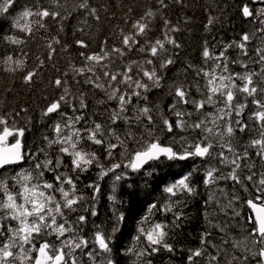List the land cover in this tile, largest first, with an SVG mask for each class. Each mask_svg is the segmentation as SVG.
Wrapping results in <instances>:
<instances>
[{"label":"snow or ice","instance_id":"1","mask_svg":"<svg viewBox=\"0 0 264 264\" xmlns=\"http://www.w3.org/2000/svg\"><path fill=\"white\" fill-rule=\"evenodd\" d=\"M15 3L0 0V16ZM256 3L264 0H241L237 7L242 19L257 27L228 42L205 39L200 65L189 62L179 68L183 45L176 33L190 18L174 22L168 13L172 6L187 7L186 0H144L138 14L136 0H32L22 8L12 26L27 39H0L25 44L35 34L33 24L45 31L55 25L56 35L48 38L46 58L37 56L31 70L24 71L25 59L13 55L0 62L11 74L22 71V83L31 89L46 60L52 61L57 75L48 88L58 94L43 97L41 118L49 120L53 135L43 136L46 143L35 152L25 149L26 127L18 126L29 108L0 113V264H116L112 244L125 223L124 213L113 208L109 232L95 224L91 238L84 232L89 217L99 214L100 181L111 174L113 193L117 182L134 188L135 181L128 183L131 174L155 178L165 163L189 170L163 187L167 203H150L149 213H172L173 219L170 224L141 220L135 245L124 250L135 257L133 264H153L150 257L161 250L175 254L170 231L182 226L180 206L200 195L201 183L208 193L203 206L214 205L225 219L213 222L214 214L205 212L212 230L200 233L199 246L187 250L186 264H264V7L257 11L251 6ZM74 18L76 38L69 44L61 33ZM217 19L209 15L206 33ZM94 42L97 50L88 51ZM72 47L82 49L79 63L69 55L68 69L61 71L54 57ZM170 69L176 74L166 79ZM89 93L97 109L90 106ZM161 95L169 98L166 105ZM25 161L32 162L30 169L4 176L9 166ZM93 167L99 169L97 180L85 185L92 190L85 197L77 181ZM223 185H230V192ZM151 195L145 191L146 198ZM108 199L117 202L114 195Z\"/></svg>","mask_w":264,"mask_h":264},{"label":"trees","instance_id":"2","mask_svg":"<svg viewBox=\"0 0 264 264\" xmlns=\"http://www.w3.org/2000/svg\"><path fill=\"white\" fill-rule=\"evenodd\" d=\"M47 4V0H44ZM132 0H111L113 4H129ZM247 3L248 0H243ZM32 0H16V3L9 9V13L0 16V37L5 35H14L22 39H27L23 33H20L15 29L12 24L14 18L19 15V12L24 6H31ZM144 0H136V11L137 14L142 10ZM241 0H186L188 5L185 8L179 6H172L169 11L170 18L175 22L176 20H182L183 17L190 18L189 23L182 24L183 31L176 33L177 39L182 43L183 47L178 57L176 68H179L183 64L189 62L200 65L201 57L200 53L202 50V43L205 39L209 43H215L216 41L228 42L232 39H238V34L243 31H249L248 21L243 20L239 15L238 7ZM209 15L217 17L218 19L212 26L211 32L206 33L204 25L207 23ZM35 18H33L34 20ZM47 23V22H46ZM77 19H72L66 22L64 33H61V39L69 44L76 38L73 35L75 26L77 25ZM35 31L34 36L28 40L27 43L19 46L11 45L6 40L0 39V61H2L5 55H13L14 58L25 59L26 68L24 71L33 69L36 64V57L39 56L41 59H45L47 56L46 43L48 42L49 36L56 35V26L50 24L47 31L44 29H36L33 24ZM79 36V33H76ZM215 37V41L213 40ZM59 47V46H57ZM97 50V44L94 42L92 48L88 51ZM82 49L72 47L69 49V53H60L54 57L57 68L61 71L68 69L69 55L74 63H79V57L77 53ZM28 53L27 57L23 53ZM52 61L46 60V66L40 69V77L37 78V86L28 88L22 83L23 72L18 70L15 74H11L5 71V65L0 62V113L5 111H12L19 109L21 106H27L29 112L22 114L18 118V126L26 127L25 135L22 138L24 147L26 150L35 152L38 148L43 146L46 142L42 140L45 135L52 136L51 124L47 118H41V109L44 107L46 101L44 95L58 94V90L48 88V81L52 79L57 73L52 68ZM175 70L170 69L166 79H170L175 75ZM191 76V73H190ZM7 87H11L12 91H6ZM160 93H164L165 89L158 90ZM156 93H153V98H156ZM160 99L164 105L168 103V97L161 95ZM90 106L93 109H97L96 97L89 93ZM70 112L71 109H68ZM91 115V113H89ZM31 123H28V121ZM14 139V138H11ZM10 139V140H11ZM49 152L54 154L53 149H49ZM65 162H69V158L65 157ZM29 165L23 164V169H30L32 162L26 161ZM107 163V161H105ZM164 170L163 172L157 169L155 178L144 176L141 177L139 174L133 173L128 181L132 183L135 181L137 187L128 188L123 186V182H117V188L113 193L110 189L109 196L114 195L116 203L107 198L106 190L108 187L105 185V181L101 184V197L98 208V216L89 217V222L84 228V232L88 235L96 230L93 224L99 225L105 232H109L111 226L115 222V216L113 215V208L118 212H123L125 215V223L122 226L120 232L117 233L115 240L112 244L113 247V259L116 264H133L135 257L131 254H124V250L135 245L133 242V232L135 222H140L144 217L148 220H154L155 211L152 213L148 212L150 203H157L160 196V188L166 182V172L171 171L172 168ZM14 168V167H13ZM99 169L92 168L88 172L81 175L78 185L81 183L82 194L88 197L91 193V189L85 187V185L92 183L97 180V172ZM11 173V174H9ZM7 176H11V169L7 168L4 172ZM147 182V183H146ZM84 186V187H83ZM145 191L151 192L150 197H145ZM136 194L133 195L132 193ZM226 203V201H224ZM86 204H90V201H85ZM204 201H202V194L200 193L194 199H189L186 206L182 207V211L185 213L184 219L181 221L182 226L174 229L170 233L169 243L173 244L176 248L175 254L168 253L161 250L160 253L150 257L153 264H186V256L188 249H193L199 246L200 233L210 226L205 220V212L213 213L214 215L210 218L213 222L225 219V217H219L212 207L205 208ZM215 207V206H214ZM85 214L83 210L81 213ZM146 223V222H145ZM144 223V224H145ZM235 224V221H233ZM218 239V237H217ZM142 246V245H141Z\"/></svg>","mask_w":264,"mask_h":264},{"label":"flooded vegetation","instance_id":"3","mask_svg":"<svg viewBox=\"0 0 264 264\" xmlns=\"http://www.w3.org/2000/svg\"><path fill=\"white\" fill-rule=\"evenodd\" d=\"M250 2V0H248V2L247 3H249ZM254 9H256L257 11H259V9L260 8H262V7H264V4H261V3H256V4H253V5H251ZM248 23H249V25H248V28L249 29H254L255 27H257V24H253V23H250L249 21H248ZM258 67V66H257ZM235 71H241V69H239V68H236V70ZM246 114V113H245ZM237 136L239 137V139L240 140H245V138L243 137V134H240V133H237ZM64 160H66V158L64 157ZM69 162H65V164H68ZM184 163H187V164H191V161H189V162H184ZM197 163H199V161H197ZM166 163L165 164H162V165H159V167L157 168V169H159V171H161V172H163L164 170H166V169H168L167 167H166ZM172 169H171V171L172 172H170V171H167L166 172V178H167V180H166V182L161 186V188H160V196H159V198H158V202H157V204L160 206V207H162L165 203H167L168 202V200L166 199V194L165 193H163V187L165 186V185H167V184H171L173 181H174V179H176V178H178L179 177V175L181 174V172H186V171H188L189 169L188 168H182V166H181V164H176L174 167H171ZM65 171H68L67 169H64ZM47 175V178L48 179H51V174H46ZM200 179V176L198 175L197 176V180H199ZM79 181V180H78ZM78 181H77V187H78V189H79V191L80 192H82V190H81V183H80V186L78 185ZM224 186V188H225V191L226 192H230V185H223ZM199 191H200V193L202 194V201H205L207 198H208V193H207V190H205L204 189V186H203V184L201 183V184H199ZM107 194H109V192H107ZM238 194H241L242 196H245V195H247V194H244V193H238ZM108 197H109V195L107 196V198L106 199H108ZM173 199H176V198H173ZM210 207H212L214 210H217L218 212L216 213L219 217H224V215H223V212H221L219 209H216L215 207H214V205H211V206H209V208ZM242 211V214H243V211H245V209H242L241 210ZM172 219H173V216H172V213H168V214H164V213H162V212H156L155 211V217H154V220H150L152 223H155V222H165V223H171V221H172ZM140 224H141V221L140 222H135V225H134V232H133V235H132V238H133V242L132 243H134L135 242V236L138 234L137 233V229H138V227L140 226ZM144 227H147L148 226V224H147V222L143 225ZM172 231V230H171ZM171 231H170V233H171ZM116 235H117V233H116ZM116 235H115V237H116ZM170 237V236H169ZM114 240H115V238H114ZM168 242H170L169 241V238H168Z\"/></svg>","mask_w":264,"mask_h":264},{"label":"rangeland","instance_id":"4","mask_svg":"<svg viewBox=\"0 0 264 264\" xmlns=\"http://www.w3.org/2000/svg\"><path fill=\"white\" fill-rule=\"evenodd\" d=\"M229 53L231 54V55H236V53H235V51H233V50H229ZM234 70H236V68L234 69ZM245 113H247V110H246V112ZM243 137L246 139V136H245V134H243ZM23 164H25V165H29V163L28 162H24V163H22V164H19V165H23ZM21 166L19 167H10V168H8V169H11L12 170V173H14L15 171H18V170H21V169H23V168H21ZM24 167V166H23ZM6 172V171H5ZM4 174V173H3ZM9 174H11V173H9ZM4 176H7L6 174H4ZM111 177V174H110V176L109 177H105V179L103 180V181H101V184L105 181V185L108 187V189L106 190V193L107 192H110V189H112V186H113V180L110 178ZM84 187V186H83ZM116 188H117V186H116ZM227 202V201H226ZM216 209H218V208H216ZM75 215V214H74ZM88 237L89 238H91V235H88ZM99 259V258H98Z\"/></svg>","mask_w":264,"mask_h":264}]
</instances>
